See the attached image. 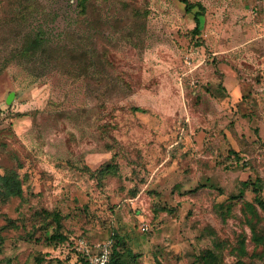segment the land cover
Wrapping results in <instances>:
<instances>
[{
    "label": "rangeland",
    "instance_id": "obj_1",
    "mask_svg": "<svg viewBox=\"0 0 264 264\" xmlns=\"http://www.w3.org/2000/svg\"><path fill=\"white\" fill-rule=\"evenodd\" d=\"M80 1L0 0V264H264V0Z\"/></svg>",
    "mask_w": 264,
    "mask_h": 264
},
{
    "label": "trees",
    "instance_id": "obj_2",
    "mask_svg": "<svg viewBox=\"0 0 264 264\" xmlns=\"http://www.w3.org/2000/svg\"><path fill=\"white\" fill-rule=\"evenodd\" d=\"M81 0L80 1V14L84 12V3ZM87 2V0H86ZM16 15H19L18 13ZM198 26V25H197ZM37 43L39 44L40 42L42 43L43 40L39 36L37 37ZM40 45V44H39ZM0 187L4 190L9 195L13 196H19L21 194V188L18 179L16 178L15 175L12 173H4L0 175ZM261 206L264 208V202H261ZM55 223H56V230L55 233L50 237L51 240L56 241L57 243H65L67 241V237L62 233V227L59 222V218L55 216ZM114 237H117L116 234H113ZM117 249L116 246H113L111 251L108 253L107 261L105 264H117L118 259H117ZM43 260L41 258H37L35 260V264H42ZM86 263H88L86 261Z\"/></svg>",
    "mask_w": 264,
    "mask_h": 264
},
{
    "label": "built area",
    "instance_id": "obj_3",
    "mask_svg": "<svg viewBox=\"0 0 264 264\" xmlns=\"http://www.w3.org/2000/svg\"><path fill=\"white\" fill-rule=\"evenodd\" d=\"M88 254V252L86 251ZM108 254L106 251H102L98 256L90 259L92 264H105L107 261Z\"/></svg>",
    "mask_w": 264,
    "mask_h": 264
}]
</instances>
